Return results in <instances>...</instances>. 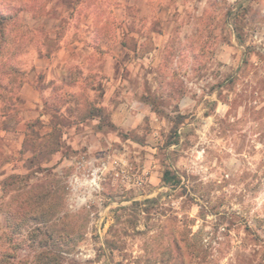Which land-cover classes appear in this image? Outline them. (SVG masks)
Returning <instances> with one entry per match:
<instances>
[{"label": "rangeland", "instance_id": "obj_1", "mask_svg": "<svg viewBox=\"0 0 264 264\" xmlns=\"http://www.w3.org/2000/svg\"><path fill=\"white\" fill-rule=\"evenodd\" d=\"M0 264H264V0H0Z\"/></svg>", "mask_w": 264, "mask_h": 264}, {"label": "trees", "instance_id": "obj_2", "mask_svg": "<svg viewBox=\"0 0 264 264\" xmlns=\"http://www.w3.org/2000/svg\"><path fill=\"white\" fill-rule=\"evenodd\" d=\"M169 175H170L169 172H166L165 176L168 177ZM166 180H167V179H166Z\"/></svg>", "mask_w": 264, "mask_h": 264}]
</instances>
